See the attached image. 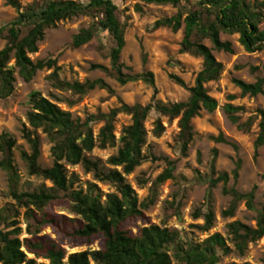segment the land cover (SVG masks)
<instances>
[{
    "label": "trees",
    "instance_id": "trees-1",
    "mask_svg": "<svg viewBox=\"0 0 264 264\" xmlns=\"http://www.w3.org/2000/svg\"><path fill=\"white\" fill-rule=\"evenodd\" d=\"M5 4L17 11V17L0 29V36L5 40L0 49V99H5L13 92L14 68L17 76L29 82L36 72L42 69H52L47 79L58 91L70 93L78 100L93 89L105 90L111 93L103 79L86 80L83 83L61 80L57 74L55 59L32 61L29 54L37 51V44L44 38V31L52 28L57 22L76 16H87L92 21L84 29H80L71 40V47L78 48L88 43L100 34H106L112 46L108 50L111 75L120 84L142 79L153 86L152 73L143 76H130L123 73L120 53L124 47V29L117 14V8L111 0H88L80 3L73 0H32L20 7L16 0H4ZM146 5H170L177 7L180 0H142ZM140 11L138 6L135 7ZM264 1L258 0H197L196 8L188 10L182 17V11L171 17L162 18L153 23V29L168 28L175 32L182 27L180 53H187L201 59V69L194 78L191 87H186L183 81L175 76L169 78L178 86L186 88L188 98L176 103H163L154 100L145 106L139 104L126 105L121 103L117 108L107 113L98 112L87 116L84 120L72 118L60 110L56 104L40 96L38 92L29 95L30 111L26 115L29 129H21V137L29 147V152H20V159L26 165L28 175L41 177L52 184V188H41L35 192L17 191V175L12 165V152L15 140L8 133L0 134V169L5 171L9 180V195L18 207L24 209L23 221L25 232L29 236L22 241L18 238L20 228L10 216H0V264H219L220 257L231 252L226 240L217 233L205 237L198 243H186L179 238L176 230H169L157 225L142 227L136 235L131 234L126 226L136 221H145L144 210L154 200L157 185L172 178L173 164L168 163L161 174L157 176L149 189L148 197L138 202L137 196L124 175L130 174L146 157L142 155L146 131L144 121L148 113L154 110L168 120L178 119V140L180 149L184 152L192 138L191 119L197 117L200 111L211 113L217 109L215 99L208 95L206 84L218 79L222 66L216 61L212 51L232 53L231 43L222 41L220 33L238 35V42L246 53L264 50ZM22 30H25L24 34ZM5 34L3 35V32ZM210 43L206 46L202 41ZM13 60L14 66L8 63ZM108 72L101 65L92 66ZM256 70V69H253ZM264 72V67H263ZM231 82L240 90L242 96L254 97L264 88V76L253 83H245L233 79ZM232 96L228 99L232 100ZM75 101H68L72 104ZM228 121L236 125L239 131L247 132L251 119L239 123L236 113L241 107L225 104L222 107ZM118 113L130 116V124L121 130L118 142L120 146L115 155L110 156L106 164L111 168L104 169L100 162L86 156L93 149L103 150L116 144L113 135V122ZM258 134L254 140L255 151L264 143V111H258ZM101 122L96 136L91 125ZM40 130L49 143L52 165L41 168L38 163L39 143L35 131ZM153 135L158 137L163 132L161 123H154ZM219 141L225 142L221 136ZM256 154V152H255ZM151 160H155L151 158ZM64 163L80 165L86 173H91L98 182H108L115 188V193H108L102 200L99 189L89 183L83 191L72 189L73 180L67 178ZM119 167L121 171L116 170ZM237 162L232 171L234 180L237 178ZM213 174V164L210 167ZM209 187L221 182L222 193L231 196L229 207L222 212L224 217L233 215L235 205L244 201L248 210L257 212L255 226L251 228L238 221L227 225V233L236 253L242 256L249 243L264 236V208L254 206V189L240 193L235 188H226L228 175L218 173L215 178H209ZM61 194V197L59 195ZM67 206L76 218H67L52 212V206ZM16 213L13 214V216ZM201 213L197 212L196 217ZM203 224L196 226L201 232H208L213 224V214L207 211L203 215ZM45 227L51 228L57 236L52 240L38 234ZM62 242L72 245L89 246L98 242L97 250H86L67 254L61 247ZM26 253L32 254L28 258ZM41 258L47 263H37ZM234 264V263H228ZM242 264H250L244 262Z\"/></svg>",
    "mask_w": 264,
    "mask_h": 264
},
{
    "label": "rangeland",
    "instance_id": "rangeland-1",
    "mask_svg": "<svg viewBox=\"0 0 264 264\" xmlns=\"http://www.w3.org/2000/svg\"><path fill=\"white\" fill-rule=\"evenodd\" d=\"M20 7H24L32 0H16ZM87 3L88 0H73ZM117 8V14L124 29V47L120 53V62L123 65V73L130 76H143L150 72L153 76V86L144 82L141 78L120 85L111 75L108 50L112 46L106 34L94 37L88 43L78 48L71 47L72 37L80 30L91 24L87 16H76L59 21L52 28L44 31V38L37 44V51L29 54L32 61L55 59L58 68V76L68 82L83 83L86 80L103 79L111 89V93L105 90L93 89L80 97L70 93L54 89L47 79L52 69H42L36 72L29 82L22 81L17 76L14 68L13 92L5 99H0V134L8 133L15 140V148L12 152L13 167L17 175V191L35 192L41 188L50 189L52 184L41 177L28 175L20 152H29V147L21 137V129L26 127V115L30 111L28 100L31 92H38L40 96L48 99L57 107L68 112L72 118L84 120L91 114L98 112L107 113L124 103L126 105L139 104L145 106L154 100L163 103H176L188 98L186 88L175 84L169 77L179 78L186 87H191L196 74L201 69V59L187 53H180V41L182 27L173 32L168 28L153 29V23L159 19L175 15L179 9L182 17L188 10L196 8L197 0H180L177 7L170 5L156 6L146 5L142 0H111ZM264 1V0H258ZM140 11L137 12L135 7ZM264 14V11H263ZM17 17V11L0 0V29ZM264 28V22L260 23ZM22 30L21 34H24ZM5 31L3 32V35ZM222 41L231 43L233 52L212 51L217 62L222 66L218 79L206 84L208 95L215 99L217 109L211 113L200 111L199 115L191 119L192 138L184 152L180 149L178 140V119L168 120L151 110L144 121L146 131L145 144L142 147V155L146 157L138 167L130 174L124 175L125 181L130 185L137 196L138 202H142L149 195V189L155 179L166 168L168 163L173 164L172 178L157 185L153 203L144 210L145 221H136L126 226L131 234L136 235L142 227L157 225L169 230H176L179 238L186 243H198L205 237L217 233L226 240V245L231 252L220 257L219 264H264V236L255 242L249 243L242 256H239L231 242V236L227 233V225L238 221L251 228L255 226L257 212L248 210L244 201L235 205L233 215L224 217L230 203L231 196L222 193V183L209 187V178H215L218 173H226L228 182L226 188H235L240 193H247L254 189V206L264 208V143L255 151L254 140L258 134V111H264V88L254 97L242 96L240 90L231 82L233 79L245 83H253L257 78L263 77L264 50L255 53H246L238 42V35L220 33ZM210 47V43L202 41ZM5 40L0 36V49ZM101 65L108 72L92 69V66ZM9 67L14 66L11 59ZM256 69V70H253ZM232 96V100L228 97ZM75 101L69 104L68 101ZM225 104L241 107L236 113L239 123L251 119V125L247 132L239 131L235 124L228 121L222 107ZM159 121L163 132L158 136L153 135L154 123ZM130 124V116L118 113L113 122V135L116 144L112 148L102 151L93 149L87 153L91 160L100 162L104 169L111 168L106 164L107 159L115 155L120 146L118 139L121 130ZM101 122L91 125L92 133L97 135ZM39 143V157L37 160L41 168H49L53 159L50 154L51 144L40 130L35 131ZM221 136L225 142H221ZM256 152V154H255ZM1 158V157H0ZM154 158L155 160H151ZM239 164L236 180L232 177V171ZM213 164L214 173H210ZM67 178L73 182L72 189L85 190L89 183L97 186L102 195V200L108 193H115V188L108 182H98L93 179L91 173H86L80 165H68L64 163ZM116 170L121 171L119 167ZM61 197V194L59 195ZM51 210L56 215L67 218H76L67 206H52ZM211 211L214 217L211 229L201 232L196 226L203 224V214ZM201 213L195 216L196 213ZM16 213L14 216L13 214ZM24 209L18 207L9 195V180L5 171L0 169V216H10L20 228L18 236L21 241L29 237L25 232L23 221ZM56 240L57 236L51 228L45 227L38 234ZM61 247L67 254L86 250H97L98 242L86 245H72L62 242ZM28 258L32 254L26 253ZM37 263H47L38 258ZM89 264H94L90 261Z\"/></svg>",
    "mask_w": 264,
    "mask_h": 264
}]
</instances>
